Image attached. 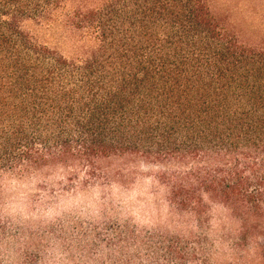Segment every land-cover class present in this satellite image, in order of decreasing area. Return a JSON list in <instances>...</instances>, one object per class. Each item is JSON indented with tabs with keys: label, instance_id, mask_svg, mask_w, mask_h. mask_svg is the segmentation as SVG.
Segmentation results:
<instances>
[{
	"label": "trees",
	"instance_id": "trees-1",
	"mask_svg": "<svg viewBox=\"0 0 264 264\" xmlns=\"http://www.w3.org/2000/svg\"><path fill=\"white\" fill-rule=\"evenodd\" d=\"M69 3L63 53L29 26ZM117 157L156 167L178 211L223 208L264 264V40L217 0H0V170L90 181Z\"/></svg>",
	"mask_w": 264,
	"mask_h": 264
},
{
	"label": "rangeland",
	"instance_id": "rangeland-1",
	"mask_svg": "<svg viewBox=\"0 0 264 264\" xmlns=\"http://www.w3.org/2000/svg\"><path fill=\"white\" fill-rule=\"evenodd\" d=\"M69 3L51 24L30 25L40 43L71 52ZM250 42L264 40V0H217ZM72 54V53H71ZM153 166L124 158L84 170H0V264H259L238 246L229 213L197 220L170 205Z\"/></svg>",
	"mask_w": 264,
	"mask_h": 264
}]
</instances>
